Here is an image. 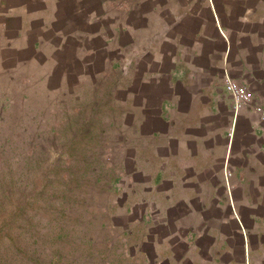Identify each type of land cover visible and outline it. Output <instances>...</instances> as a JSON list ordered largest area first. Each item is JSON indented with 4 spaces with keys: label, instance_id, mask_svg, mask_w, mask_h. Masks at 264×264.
<instances>
[{
    "label": "crops",
    "instance_id": "1",
    "mask_svg": "<svg viewBox=\"0 0 264 264\" xmlns=\"http://www.w3.org/2000/svg\"><path fill=\"white\" fill-rule=\"evenodd\" d=\"M1 7L3 50L35 96L59 95L64 118L123 120L108 263L264 264V121L235 114L225 87L264 104V0Z\"/></svg>",
    "mask_w": 264,
    "mask_h": 264
},
{
    "label": "rangeland",
    "instance_id": "2",
    "mask_svg": "<svg viewBox=\"0 0 264 264\" xmlns=\"http://www.w3.org/2000/svg\"><path fill=\"white\" fill-rule=\"evenodd\" d=\"M5 35L0 27V264H111L123 120L109 127L106 110L64 118L59 95L35 96L29 72L15 70Z\"/></svg>",
    "mask_w": 264,
    "mask_h": 264
},
{
    "label": "built area",
    "instance_id": "3",
    "mask_svg": "<svg viewBox=\"0 0 264 264\" xmlns=\"http://www.w3.org/2000/svg\"><path fill=\"white\" fill-rule=\"evenodd\" d=\"M225 87L232 99V107L235 114H238L243 108L249 107L254 113L258 114L264 121V104L255 102L254 95L246 86H242L228 75L225 78Z\"/></svg>",
    "mask_w": 264,
    "mask_h": 264
}]
</instances>
